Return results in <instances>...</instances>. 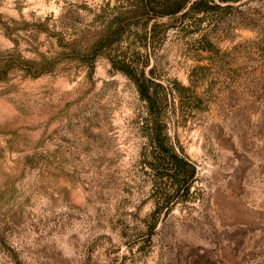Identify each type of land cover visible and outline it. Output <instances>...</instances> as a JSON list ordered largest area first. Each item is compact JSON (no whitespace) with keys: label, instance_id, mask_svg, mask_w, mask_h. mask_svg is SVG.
Segmentation results:
<instances>
[{"label":"rangeland","instance_id":"rangeland-1","mask_svg":"<svg viewBox=\"0 0 264 264\" xmlns=\"http://www.w3.org/2000/svg\"><path fill=\"white\" fill-rule=\"evenodd\" d=\"M148 1L0 0V264H264V0ZM120 57L171 91L195 168L157 219L172 188Z\"/></svg>","mask_w":264,"mask_h":264},{"label":"trees","instance_id":"trees-1","mask_svg":"<svg viewBox=\"0 0 264 264\" xmlns=\"http://www.w3.org/2000/svg\"><path fill=\"white\" fill-rule=\"evenodd\" d=\"M151 0L141 5V7H148ZM181 0H164L162 4L156 9L154 7L151 11L162 15L176 14L184 8ZM204 6V8H211L217 6L210 2V0H195L189 6ZM119 18L116 16L115 19ZM123 29L120 24L109 26L99 39H97L88 52L93 56L98 54L108 55L106 52L111 49L112 44L119 38ZM113 66L126 75L134 84L140 100L143 102L144 110L143 120L146 126V136L150 150L147 158H149V167L152 172L154 180L165 178L170 183L171 192L161 195V201L156 202V209L153 211V216L157 219L159 212L165 209L167 212L171 209L170 202L176 194L181 191L187 194L193 182L195 168L190 160L181 152L176 150L170 142L167 134V126L164 120V108L168 103V94L171 91H166L162 84L157 81L152 75L147 76L142 69L133 65L131 62L120 57L112 61ZM172 90V89H171Z\"/></svg>","mask_w":264,"mask_h":264}]
</instances>
